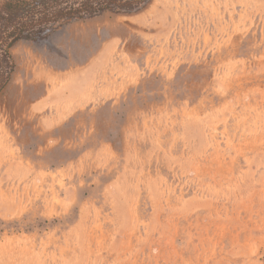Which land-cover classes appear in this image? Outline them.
<instances>
[{"label":"rangeland","instance_id":"obj_1","mask_svg":"<svg viewBox=\"0 0 264 264\" xmlns=\"http://www.w3.org/2000/svg\"><path fill=\"white\" fill-rule=\"evenodd\" d=\"M0 12V264H264V0Z\"/></svg>","mask_w":264,"mask_h":264},{"label":"trees","instance_id":"obj_2","mask_svg":"<svg viewBox=\"0 0 264 264\" xmlns=\"http://www.w3.org/2000/svg\"><path fill=\"white\" fill-rule=\"evenodd\" d=\"M13 3V4H11ZM8 5L15 7V9H13V11H8L7 13L9 15H13L14 12H16L18 9V4L16 2H11ZM1 13V12H0ZM1 18V17H0ZM1 34V33H0ZM1 53H5L6 55L8 54L7 49L1 50ZM10 73H11V66L9 67H1L0 66V90L5 86V84L8 82L9 78H10Z\"/></svg>","mask_w":264,"mask_h":264}]
</instances>
